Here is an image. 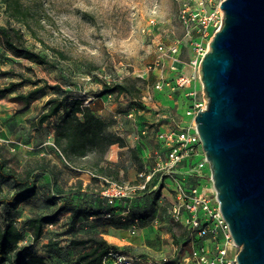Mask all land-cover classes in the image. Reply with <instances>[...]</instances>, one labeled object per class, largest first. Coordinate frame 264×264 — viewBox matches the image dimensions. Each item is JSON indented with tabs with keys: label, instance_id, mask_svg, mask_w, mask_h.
<instances>
[{
	"label": "rangeland",
	"instance_id": "rangeland-1",
	"mask_svg": "<svg viewBox=\"0 0 264 264\" xmlns=\"http://www.w3.org/2000/svg\"><path fill=\"white\" fill-rule=\"evenodd\" d=\"M19 2L28 13L23 19L16 20L9 15L5 4L0 0V25L8 28L17 44L39 52L52 64L41 65L14 54L0 35V86L10 81L23 80V83L11 92L0 94L2 158L5 168L22 172L31 162V158L45 155L55 164L56 173L52 182V177L47 173L35 172L36 194L9 211V219L23 230L24 236L3 264H14L18 247L26 244L30 246V250L44 257L47 264H65L82 250L81 247L70 245L71 238L83 237L90 230L102 231L106 228L125 238V242L116 245L120 253L137 258L144 264H158L162 257L168 258L170 264H191L188 257L192 246L198 243L197 237L194 232L172 218L171 201L163 193H172L175 198L176 181L185 182V179L192 177L197 180L200 190L206 194L211 193L209 167L200 171L201 176L194 177L188 169L189 165L185 164V168H177V180L166 175L161 188L160 183L153 186L159 180L151 179L153 184L148 190L136 191L126 201H115L116 198L110 201L103 194L110 182L141 183L150 180L148 176L153 172H158L157 178H160L159 175H165V169L156 168L157 163L167 160V148L161 143L157 151L161 159L152 161L153 163L149 162V158L143 160L148 146L146 136L149 124L139 120L140 126L134 125L138 122V116L133 111L138 108L130 106L122 95L97 96L96 93L104 81H135L141 88V97L145 104L143 110L147 111V106L150 105L149 95L156 90L154 84L164 79L172 97L175 101L178 100L173 108L180 106L175 118L179 121H189L190 117L185 114V108L192 100L185 94L195 88L199 90V97L205 98L204 92L201 93L200 80H194L192 86L177 88L176 70H171L167 61H164L165 65L161 69H154L152 66L159 58V45L167 46L179 42L180 57L184 61L185 70H190V59L194 56L192 41L199 40L204 48H208L223 19L221 0ZM184 6L188 7L191 13L211 15L206 31L202 30L199 24L186 22L180 17ZM13 30L21 32L23 38L17 39ZM44 44L63 51L67 58L58 59ZM44 82L55 84L59 89H47L46 95L29 104H24L16 98L18 93L33 87L34 83ZM55 95L62 100L61 111L43 123L45 131L36 129L35 123L39 114L46 110L47 98ZM73 98H81L83 104L88 105L92 112L110 120L111 132L117 133L116 127L122 126L126 131H137L143 136V142L136 149L133 169L128 172L127 178L118 173L117 178L106 177L107 181L102 177L94 179L90 173L68 165L57 152L52 138L54 125ZM141 128L145 129L144 134L141 133ZM0 189L3 194H10L13 186L10 182L0 180ZM157 189H160V196L151 219L143 223L134 220L128 214L127 207L130 204L143 206L141 197L150 190ZM52 197L55 198L54 204L49 202ZM103 197L107 198V201ZM80 198H86L94 208H104L106 212L87 218L80 217L73 228L69 227V212H60L52 223L44 226L41 236L33 239L32 232L25 223L28 218L52 212L65 199L76 203ZM6 212L7 209L0 206V221L6 217ZM161 212H164V217L160 215ZM145 224L149 225L151 230L144 234L139 225ZM237 252L238 249L234 248L230 255L235 256Z\"/></svg>",
	"mask_w": 264,
	"mask_h": 264
},
{
	"label": "water",
	"instance_id": "water-1",
	"mask_svg": "<svg viewBox=\"0 0 264 264\" xmlns=\"http://www.w3.org/2000/svg\"><path fill=\"white\" fill-rule=\"evenodd\" d=\"M194 115L237 264H264V0H221Z\"/></svg>",
	"mask_w": 264,
	"mask_h": 264
},
{
	"label": "trees",
	"instance_id": "trees-1",
	"mask_svg": "<svg viewBox=\"0 0 264 264\" xmlns=\"http://www.w3.org/2000/svg\"><path fill=\"white\" fill-rule=\"evenodd\" d=\"M1 1L5 4L9 15L16 20L23 19L28 13V10L21 6L19 0ZM13 33L17 39L21 40L23 38L22 33L18 30H13ZM0 35L3 37L5 45L14 54L41 65L52 64L46 56L27 48L23 44H17L7 27L0 25ZM46 47L52 50L58 59L67 58L63 51L49 46ZM22 83L23 80L21 79L19 81H10L0 86V94L11 92ZM47 89L57 90L59 87L47 82L43 84L34 83L33 87L18 93L16 98L24 104H29L33 100L46 95ZM105 94L122 95L127 99L130 106L134 105L138 109H144L145 107L141 97V88L132 80L126 82L104 81L96 95L102 96ZM45 104L46 110L39 114L35 123L36 129L44 131L43 123L50 117L57 115L63 106L62 100L58 95L48 97ZM111 123L110 120L92 112L88 105L83 104L81 98H73L63 116L54 125L52 134L53 145L68 165L90 173L94 179L99 177L105 180L108 177L117 178L119 171L110 164L106 155L112 144L123 145L124 139L116 132H111L109 128ZM1 149L2 144L0 143V180L1 182H10L13 186L10 194H3L0 189V206L7 209L6 217L0 221V264H3L7 260L9 253L17 248L18 242L24 236L23 230L9 219V211L36 194L35 172L47 173L52 177L51 181L53 182L55 180L56 166L50 158L40 155L31 158V162L22 172L14 168H5ZM157 176L158 172H153L149 178L150 180L146 181L145 188L141 191L148 190ZM159 176L161 179L159 186L161 188L166 175ZM185 183L197 184V180L188 178ZM159 196L160 189L150 190L140 199L143 206H137V204L131 206L130 204L127 207L128 214L140 223L148 221L151 219ZM124 199L125 201L127 200V198H116L115 201ZM49 202L54 204L55 198L52 197ZM63 211L69 212V227L73 228L80 217L87 218L96 214H103L106 209L94 208L86 198H80L76 203H73L71 199H65L52 212L40 213L26 220V226L31 230L33 239H38L43 232L44 226L52 223L59 213ZM69 243L72 247H81L82 250L75 258L67 260L65 264H103V260L108 256L109 252H119L116 245L110 244L103 237L101 231L96 230L88 231L83 237H73ZM13 262L14 264H47L44 257L30 250V246L27 244L18 247Z\"/></svg>",
	"mask_w": 264,
	"mask_h": 264
},
{
	"label": "built area",
	"instance_id": "built-area-1",
	"mask_svg": "<svg viewBox=\"0 0 264 264\" xmlns=\"http://www.w3.org/2000/svg\"><path fill=\"white\" fill-rule=\"evenodd\" d=\"M180 17L186 22L199 24L204 31L208 28L211 20V15L191 13L186 6L181 10ZM192 47L194 56L190 59V71L187 74L178 72L180 71L179 66L183 65L184 62L180 57L181 44L179 42L167 46L159 45V58L155 60L152 68L161 69L165 65L164 61H167L168 67L178 72L175 75L176 87L189 86L191 81L200 80L201 57L208 49L204 48L199 40L192 41ZM167 84V81L160 79L156 81L154 87L161 90ZM201 93H203L202 83ZM185 95L186 97L189 96L192 100V103L185 109V114L191 118V124L177 130L168 129L157 133V137L167 148V160L163 163H157L156 169H165V175L174 180H177L175 179L177 165L182 161L189 162L188 169H190L194 177L201 176L200 171L208 166L194 123V115L199 110L206 108L208 100L206 97H199V90L195 88L188 91ZM198 156L199 158H197ZM148 177L150 178V176ZM190 179L195 178L192 177ZM146 181L144 180L141 183L110 182L106 190L103 191V194L110 201L114 198H129L136 191L144 189ZM170 212L175 221L183 224L184 227L194 232L197 237L198 243L192 246L188 257V261L191 264H237L235 256L230 255V252L234 248L239 249V246L235 244L231 237L226 221L220 211L213 186L212 192L206 194L198 188V184L196 183L187 184L180 180L176 181L175 200L171 202ZM103 264L144 263L132 256L111 251L103 260ZM158 264L170 263L168 258L162 257Z\"/></svg>",
	"mask_w": 264,
	"mask_h": 264
},
{
	"label": "crops",
	"instance_id": "crops-1",
	"mask_svg": "<svg viewBox=\"0 0 264 264\" xmlns=\"http://www.w3.org/2000/svg\"><path fill=\"white\" fill-rule=\"evenodd\" d=\"M180 71L181 73H188L190 70H185V65L183 62V65H180ZM175 72V75L178 73ZM194 81H191L189 86H192V83ZM186 86V87H189ZM183 88V87H182ZM186 99V97L184 96ZM149 102L150 105L147 106L148 110L144 111L143 109H136L137 114V121L135 122V126H140V121H144L147 124H149L148 127V135L146 136L147 140V151L145 154H143V160L149 158V162L153 163L152 161H156L157 159H161L160 155H157L158 151V145L162 143V141L157 137V133L159 131L168 130V129H179L181 127H187L191 124V118L189 121L186 119H183L182 121H179V119L175 118L176 113H178V107L175 109L173 108L176 103H178V100L175 101L172 97V92L168 87L164 86L161 90H154L152 95H149ZM187 108V107H186ZM185 108V109H186ZM67 110V109H66ZM131 113V111H130ZM132 114V113H131ZM63 114H60V117H62ZM100 116V115H99ZM59 117V118H60ZM116 130H118L117 134L122 136L124 139V144L119 145L117 143H114L110 146L108 153L106 155V158L110 162V164L119 171L121 176H124V178L128 177V172H130L133 169L135 156L137 154L136 149L139 147L140 143L143 142V136L139 134L137 131H131V130H124L122 129V126L116 127ZM133 130V129H132ZM141 133H145V129L141 128ZM163 144V143H162ZM157 163V162H156ZM189 165V162H180L177 166L178 169L185 168L186 165ZM88 175V174H87ZM156 181L153 186L156 184H159L161 182L160 178H156ZM166 179H164L165 181ZM166 183V182H164ZM167 184V183H166ZM167 196V199L171 202L175 200L172 193L164 194ZM162 217H164V212H161L160 214ZM139 228H141L142 232L149 233L151 230V227L147 224L145 225H139ZM101 234L103 237L113 245H119V243L125 242V238H123L120 235H115L112 233V231L108 228L101 231ZM142 245V244H141ZM145 245V244H143Z\"/></svg>",
	"mask_w": 264,
	"mask_h": 264
},
{
	"label": "bare ground",
	"instance_id": "bare-ground-1",
	"mask_svg": "<svg viewBox=\"0 0 264 264\" xmlns=\"http://www.w3.org/2000/svg\"><path fill=\"white\" fill-rule=\"evenodd\" d=\"M209 47V46H208ZM182 97V96H181Z\"/></svg>",
	"mask_w": 264,
	"mask_h": 264
}]
</instances>
